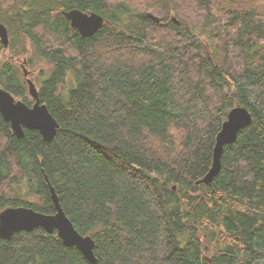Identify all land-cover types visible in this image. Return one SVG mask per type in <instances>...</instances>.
<instances>
[{
  "label": "trees",
  "instance_id": "16d2710c",
  "mask_svg": "<svg viewBox=\"0 0 264 264\" xmlns=\"http://www.w3.org/2000/svg\"><path fill=\"white\" fill-rule=\"evenodd\" d=\"M258 1L0 0V88L33 104L12 55L31 44L49 67L38 98L58 124L50 141L31 129L17 137L0 114V211L53 214L47 176L74 228L93 239L96 264H264ZM70 9L103 25L82 37L62 14ZM234 106L251 121L204 184ZM0 264L91 263L36 228L0 238Z\"/></svg>",
  "mask_w": 264,
  "mask_h": 264
},
{
  "label": "water",
  "instance_id": "95a60500",
  "mask_svg": "<svg viewBox=\"0 0 264 264\" xmlns=\"http://www.w3.org/2000/svg\"><path fill=\"white\" fill-rule=\"evenodd\" d=\"M62 14L70 22V26L76 29L82 37L93 35L104 22L103 17L95 12L86 13L78 9H70L62 12ZM145 17L156 23L159 22L158 18L151 14ZM0 40L3 46H7V31L1 23ZM21 68L27 84L28 94L34 102L31 106H27L21 100L15 99L11 93L0 88V114L3 120L9 123L15 136L21 137L23 129H31L37 130L43 140L50 141L56 133L58 124L50 114L47 106L40 102L37 88L30 78H26L28 71L23 64H21ZM250 121V113L245 107L234 106L227 112L226 119L221 124L215 137L211 167L203 176L201 182L204 184L211 182L220 169V158L224 146L231 144L235 140L237 132L247 126ZM44 179L48 185L55 212L45 214L24 206L4 208L0 211V238L9 240L16 232H28L36 228H42L47 233L55 231L65 246L78 248L91 264H96L93 239L89 235H81L74 228L72 222L60 207L57 195L48 182L47 176H44Z\"/></svg>",
  "mask_w": 264,
  "mask_h": 264
},
{
  "label": "rangeland",
  "instance_id": "374dc122",
  "mask_svg": "<svg viewBox=\"0 0 264 264\" xmlns=\"http://www.w3.org/2000/svg\"><path fill=\"white\" fill-rule=\"evenodd\" d=\"M258 2V5L264 6V0H259ZM203 44L206 54L209 55L208 49L206 47V42H203ZM23 48L25 49L24 53L18 51L12 55L16 57V59H18V62H20V64L24 65L25 69L28 71V78L32 80L36 87H39L41 81L48 76L49 67L46 62L35 56V50L31 44H25ZM27 60H29L30 63H27ZM24 61L26 63H24ZM18 70L21 73V69L19 68Z\"/></svg>",
  "mask_w": 264,
  "mask_h": 264
},
{
  "label": "flooded vegetation",
  "instance_id": "af4514ba",
  "mask_svg": "<svg viewBox=\"0 0 264 264\" xmlns=\"http://www.w3.org/2000/svg\"><path fill=\"white\" fill-rule=\"evenodd\" d=\"M18 64H19V66L21 67V64H20V62H18ZM24 78V77H23ZM26 78H28V75L26 76ZM24 80H25V78H24Z\"/></svg>",
  "mask_w": 264,
  "mask_h": 264
}]
</instances>
